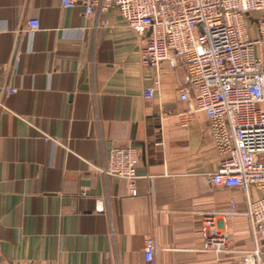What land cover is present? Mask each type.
<instances>
[{"label": "crops", "instance_id": "0c3cea01", "mask_svg": "<svg viewBox=\"0 0 264 264\" xmlns=\"http://www.w3.org/2000/svg\"><path fill=\"white\" fill-rule=\"evenodd\" d=\"M145 41L116 9L0 0V264H150L148 236L152 264H240L253 247L246 216L218 214L245 192L211 182L222 155L180 97L184 69L143 66ZM129 144L134 196L99 170Z\"/></svg>", "mask_w": 264, "mask_h": 264}, {"label": "built area", "instance_id": "2783aa9c", "mask_svg": "<svg viewBox=\"0 0 264 264\" xmlns=\"http://www.w3.org/2000/svg\"><path fill=\"white\" fill-rule=\"evenodd\" d=\"M66 8L84 6L86 14L116 9L129 29L146 38L140 49L143 66L183 68L180 97L204 112L221 153L216 186L244 190L242 201L231 198L222 217L246 216L253 247L237 250L240 264H264V0H61ZM31 30L40 22L30 20ZM157 76L146 88L153 97ZM12 92L14 90H11ZM138 147L114 146L99 170L127 181L130 194L138 193ZM259 195L253 198L249 188ZM204 235L209 246L223 238ZM222 247L218 244L217 249ZM155 240H145V258L154 262ZM54 264V263H46Z\"/></svg>", "mask_w": 264, "mask_h": 264}]
</instances>
